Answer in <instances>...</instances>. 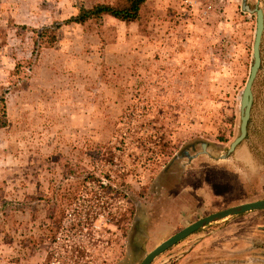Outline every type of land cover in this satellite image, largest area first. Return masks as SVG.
Instances as JSON below:
<instances>
[{"label":"rangeland","instance_id":"374dc122","mask_svg":"<svg viewBox=\"0 0 264 264\" xmlns=\"http://www.w3.org/2000/svg\"><path fill=\"white\" fill-rule=\"evenodd\" d=\"M118 1L0 0V264H138L195 218L264 197V0H245L262 10L260 61L229 153L254 13L145 0L136 22L61 24ZM50 25L52 44L36 48L31 29ZM261 225L264 209L212 221L148 264H264Z\"/></svg>","mask_w":264,"mask_h":264},{"label":"water","instance_id":"95a60500","mask_svg":"<svg viewBox=\"0 0 264 264\" xmlns=\"http://www.w3.org/2000/svg\"><path fill=\"white\" fill-rule=\"evenodd\" d=\"M240 8L243 11L248 13H254L255 16V24H254V32L253 39L251 45V64L249 66L248 75L245 80L244 86L241 90L240 98H239V124H238V135L229 143L226 153L231 152L234 147L245 137L246 134V125L249 116V108L251 105V84L255 77L256 71L259 66V42L261 31L263 28V17L262 10L255 6L252 9H249L248 5L245 3V0H241ZM205 144H201L202 150ZM221 156L220 158H222ZM264 209V197L254 198L250 200L240 201L209 213H206L200 217L195 218L194 220L188 222L183 225L179 229L172 232L170 235L166 236L164 239L159 241L156 245H154L151 249L146 251L141 257L138 264H148L151 259L160 253L162 250L172 245L179 239L183 238L190 232L195 229L204 226L207 223L212 221L223 219L231 215H235L241 212H245L248 210H257ZM264 229V225L259 226Z\"/></svg>","mask_w":264,"mask_h":264},{"label":"trees","instance_id":"16d2710c","mask_svg":"<svg viewBox=\"0 0 264 264\" xmlns=\"http://www.w3.org/2000/svg\"><path fill=\"white\" fill-rule=\"evenodd\" d=\"M144 2L145 0H119L116 5L95 3L88 8L80 6L73 16L63 20L61 24H82L87 20H98L105 15L123 22H136L139 19V11ZM56 27L57 25H50L39 29H31L33 32V45L36 48L49 47L53 40L52 32ZM30 63L31 61L29 59L16 60L13 65L14 75L18 76L19 74L24 73L25 68H29ZM4 122V102L3 97H0V126H2ZM119 184L123 185L122 183ZM123 193H125V191H123Z\"/></svg>","mask_w":264,"mask_h":264},{"label":"built area","instance_id":"2783aa9c","mask_svg":"<svg viewBox=\"0 0 264 264\" xmlns=\"http://www.w3.org/2000/svg\"><path fill=\"white\" fill-rule=\"evenodd\" d=\"M91 212H93V216H97L99 214V212L96 209L91 210ZM91 217L92 215H88L86 213V210H80L79 212H77V232H81L82 230L83 232H85L84 230L87 229L85 223L87 224V220ZM86 233L87 231L85 232V234Z\"/></svg>","mask_w":264,"mask_h":264}]
</instances>
